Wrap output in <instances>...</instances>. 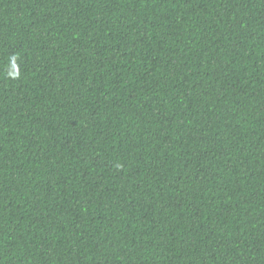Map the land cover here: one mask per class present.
Here are the masks:
<instances>
[{"label":"trees","instance_id":"obj_1","mask_svg":"<svg viewBox=\"0 0 264 264\" xmlns=\"http://www.w3.org/2000/svg\"><path fill=\"white\" fill-rule=\"evenodd\" d=\"M0 264H264V0H0Z\"/></svg>","mask_w":264,"mask_h":264}]
</instances>
